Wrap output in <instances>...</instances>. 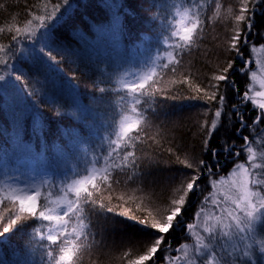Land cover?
Here are the masks:
<instances>
[{"label":"trees","instance_id":"1","mask_svg":"<svg viewBox=\"0 0 264 264\" xmlns=\"http://www.w3.org/2000/svg\"><path fill=\"white\" fill-rule=\"evenodd\" d=\"M44 3L45 0H0V29H3L0 31V44L11 45L8 29L14 32L16 27L22 28L32 14H43ZM52 3L61 7L48 22L46 31L49 33L48 43L52 54L56 57L52 63L58 68L52 76L58 86L63 87L42 94L40 84L32 79L30 65L14 61L17 74L24 77L17 87L24 89L25 98L21 102H14V96L7 99L0 97V160L7 158L8 174L19 176L20 184H25V181L28 185L39 183L45 179L41 174L47 172L46 190L55 197L64 183L77 175H84L85 169L90 167V164H85L84 152L79 145L88 146L89 160L95 155L103 164L111 151L105 137L115 139L121 117L129 114L127 104L121 100L122 96H126L122 86L134 76L146 73L149 65L157 69L155 79L159 83L155 87L163 90L158 93L160 104L156 105L160 108L159 119H153L152 125L145 128L146 135L141 134L144 143L137 146L138 155L147 154L160 161L159 166L151 167L146 172L149 180L163 185L169 178L190 176L192 170L178 162V159L185 157L196 162L204 159L213 168L214 175H208L209 178L223 177L237 163H245L247 153L241 149L244 136H249V144L258 154V163L262 162L259 154L264 150V131H261L264 124L244 128L237 133L240 127L237 117L233 115L230 120H225L222 116L217 128L209 135L215 111L219 108L226 114L231 111L232 104L220 105L218 98L209 100L208 97L216 90L211 87L217 83L212 80L213 74H220V69L227 66L228 60H234L236 69H248L250 48L264 45V6L249 13L254 27L246 29V46L242 47L243 57L240 58L230 50L231 36L237 27H244L240 23L236 27L233 21L235 16L232 13L238 12L239 0H68L67 3L65 0H48V12L52 10ZM177 4L183 7L174 6ZM197 6L202 20L197 40L190 47L185 46L183 51L176 49L175 45L180 41L172 34L187 23V20H181L179 13L183 8L196 10ZM107 26L115 33L114 37L103 34L102 30ZM40 46L42 44L39 43L36 47ZM68 49L79 50L81 55H66ZM118 52L125 59L123 64ZM170 52L181 61L176 65L175 73L162 68V64L168 62ZM0 74H4L2 70ZM229 79L235 86L218 82L219 91L225 92L232 103L239 104L237 111L252 125L260 110L248 101L241 102L236 95L237 88L241 93L248 90V71H231ZM173 80L178 83H172ZM99 88L105 91L100 93ZM33 91H36V96H31ZM13 92L18 95L15 88ZM74 101L80 104L82 111L76 110ZM34 119L38 120L39 128L35 127ZM75 138H78L79 145L73 155L65 158L66 145L71 148ZM205 140H210L207 151ZM19 143L29 145L32 154H44L47 165L38 166L28 162L22 164L18 171L15 170L18 161L30 159L26 154H20ZM226 147H230L231 151H226ZM139 148L146 149V153L140 152ZM213 148L217 150L215 157L211 156ZM64 164L66 167H63ZM205 174L198 181L203 191L198 196L196 193L190 194L182 222L166 234L168 244L164 246H167L171 257L177 255L176 248L180 245L190 243L188 230L181 227L194 222L199 203L208 195V178ZM255 178L264 179L260 175ZM124 179L126 177L122 176L121 180ZM6 180L7 177L0 170V187L4 186ZM153 190L157 194L162 192V188L156 185L149 193L117 186L113 196L127 192L125 199L128 196L133 199L127 206L113 199L111 205H120L119 211L131 208L140 217L138 205L144 199L151 198ZM108 195L104 193L105 200ZM168 199L170 201L171 197ZM157 207L163 208L162 205ZM148 211L152 209L148 208ZM96 214L105 216L115 224V228L103 245L93 244L91 252L82 256V264H126L128 257L124 256L125 252L133 259L135 255L142 254L138 246L134 251L128 242L136 243L154 235L153 230L124 217L112 213ZM36 228L47 231V227L40 222L29 221L23 230L16 229L0 238V261H7L8 264L21 261L24 264H46L49 258L46 250L39 247V238L34 233ZM121 241L125 242V246H121ZM167 252L157 254L159 258L156 264H164ZM258 264H264V259L259 260Z\"/></svg>","mask_w":264,"mask_h":264},{"label":"snow or ice","instance_id":"2","mask_svg":"<svg viewBox=\"0 0 264 264\" xmlns=\"http://www.w3.org/2000/svg\"><path fill=\"white\" fill-rule=\"evenodd\" d=\"M67 2L68 0H65V3ZM239 3V14L235 15V20L244 27H237L235 34L231 36L230 50L234 51L237 57L242 58V47L246 46L245 37L248 35L246 29L254 27L252 15L249 13L264 6V0H260L259 3L257 0H239ZM174 6L183 7L180 4ZM51 7V12H48V0H45L43 14H32L31 19L22 28L16 27L14 32L11 28L8 29L11 45L0 44V70L4 72L0 74V97L7 99L11 90L15 88L18 95L14 97V102H21L25 98L24 89L17 87L24 77L15 71L14 61L30 65L32 79L40 84L39 91L42 94H48L63 87L58 86L56 79L52 76L54 70L58 68L52 63L56 57L52 54V48L48 43L49 33L46 31L48 22L56 16L61 6L52 3ZM179 15L181 20H187V23L182 24L180 30L172 35L180 41L175 48L183 51L185 46L190 47L196 42L202 20L199 6L196 10L183 8ZM37 43L42 46L37 48ZM252 51L255 52V48ZM65 54L77 57L81 55L79 50L72 49H68ZM180 63L181 61L174 53L170 52L168 62L163 63L162 68L171 69L175 73L176 65ZM248 70L245 67L236 69L234 60L230 59L227 61V66L220 69V74H213L212 80L217 83L212 84L211 87L216 90L212 91L208 99L217 100L218 98L220 105L231 103L232 109L226 114L219 108L215 111L209 135L217 128V122L222 116L225 120H230L233 115L237 117L240 124L237 133L244 128L264 124V80L259 82L262 90L248 89L241 93L240 89H236V95L240 97L241 102L248 101L260 110L252 121V125H249L243 114L237 111L239 104L232 103L225 92L219 91L218 82H227L230 86H235L229 79L231 71L245 73ZM156 75L157 69L152 67L137 79L123 84L122 90L126 96H122L121 100L127 104L126 111L129 114L121 117L115 139L105 137L111 151L108 152L103 164L95 155H92L91 160L88 159L89 148L86 144L79 145L78 138H75L71 148L68 144L66 145V151L63 153L65 158L73 155L79 145L84 152V162L90 164V167L85 169L84 175H77L64 183L55 197L46 190L47 179L30 185L25 181L26 186L20 187L19 176L8 174L7 158L0 160V170L7 177L4 186L0 187V238L13 233L16 229L23 230L29 221L40 222L47 227V231L36 228L34 233L39 238L37 241L39 247L46 250L49 258L46 264H82V256L91 252L93 244L103 245L104 240L115 228L114 223L96 213H112L154 232V235L136 243L128 242L134 251L138 246L142 254L135 255L133 259L128 252H125L124 256L128 257L126 264H146V262L156 264L159 258L157 254L168 251L164 247L168 244L166 234L182 222L183 210L189 203L190 194L197 190L203 191L198 183L201 175L205 172L209 176L214 175L212 166L204 159L196 162L185 157L182 160L178 159V162L192 170L190 176L181 175L179 179L169 178L163 185H158V182L146 177L145 174L149 168L160 164V161L153 156L137 154L138 144L144 143L141 134L146 135L145 128L152 125L153 119H159L160 108L156 105L160 104L158 93L163 90L155 87L159 83L155 79ZM252 78L256 79V72H252ZM172 83L178 82L173 80ZM93 88L96 90L95 84ZM98 91L103 93L105 89L99 88ZM36 95V91L31 93V96ZM74 103L76 110L82 111L80 104L76 101ZM242 139L244 144L241 145V149L247 153V165L245 163L235 165L233 178L229 182L231 191L228 194H222L223 200L229 203L230 207L220 208L221 215L215 216L206 214V205H202L201 211L196 214L201 218V223L186 225L191 237L194 238L191 245H180L179 251L182 255L165 256L164 264L169 262L176 264V261L182 264H258L259 260L264 259V231H261L264 229V179L255 178L257 175L264 177V150L259 154L262 162L258 163L257 152L250 146L249 136H244ZM209 143L210 140L204 141L205 151L208 150ZM18 148L30 159L18 161L15 170L18 171L22 164L28 162L38 166L47 165L44 154H32L29 145L19 143ZM225 150L230 152L231 148L226 147ZM139 151L146 153L144 148H139ZM216 155L217 150L211 149V156ZM122 176L126 179L121 180ZM222 179L223 177L213 179L211 187L216 188ZM7 181H16V183ZM154 185L161 187L162 192L157 194L156 191H151V198L144 199L143 203L138 205L140 217H137L131 208L119 211L120 205L115 207L111 205L113 199L123 202L124 206L133 199L131 196L125 199L127 192L113 196L112 193L116 191L117 186L131 187L134 192L149 193ZM105 192L109 193L106 200ZM204 200L206 202L211 200L213 205L219 203L215 197L211 196H205ZM157 205H162V210ZM148 208L152 211H148ZM121 246H125L124 241H121ZM0 264H8V262L0 261ZM18 264H24V262L21 261Z\"/></svg>","mask_w":264,"mask_h":264},{"label":"rangeland","instance_id":"3","mask_svg":"<svg viewBox=\"0 0 264 264\" xmlns=\"http://www.w3.org/2000/svg\"><path fill=\"white\" fill-rule=\"evenodd\" d=\"M257 2L259 3L260 0H257ZM232 14L234 16H235V14H239V9H238V12L235 11ZM227 19H229V18H227ZM233 21H234V23H235V25L237 27V25H238L239 22H237L235 20V17L233 18ZM102 32L107 37H114L115 36V33H113V31H110V29H109L108 26L105 27L102 30ZM235 32H234V34H235ZM26 43H35V42H26ZM38 44L39 43H37L36 46ZM253 48H255V52L252 51ZM114 50H116V49H114ZM250 51H251V53H250V62H249V67H248V69H249L248 70V77H249L248 89H251L253 91L262 90V89H260L259 82H260V80H264V45L251 47L250 48ZM119 60L121 61V63L125 61V59L123 58V55L121 53H119ZM14 64L16 65V68H17V64L16 63H14ZM149 66H150V68L154 67V66H151V65H149ZM16 68H15V71L17 70ZM252 72H256V79L255 80H253V78H252ZM137 78L138 77L134 76V79H137ZM134 79H131V80L126 81V82H130V81H132ZM249 95H251V91H249ZM10 96L11 97L12 96H14V97L16 96V94L13 92V89H12V92L10 93ZM35 120L36 119H34V125H35V127L39 128L38 120H36V121ZM20 154L21 155H25V153H23V152H20ZM257 156H258V154H257ZM257 162H258V159H257ZM237 164H239V163H237ZM245 164L247 165V157H246V160H245ZM63 167H66V165L64 164ZM234 170H235V166H234V168L230 172L227 173V175L223 176V179L220 181L219 184H217L216 188H212L211 187L213 178H209L208 175L205 174V176H207V178H208L207 186L209 187L208 195H205V196L215 197L218 200L219 203L217 205H213L211 203V200H209V201L206 202L204 200V198H203V201H201L199 203V205H198V211H197V213L201 211V206L202 205H206V208H205V213L206 214L210 213V214L215 215V216L221 215L220 208H222V207H230V204L227 203V202H225L223 200V195L222 194H228V193H230L231 189H230V186H229V182L233 178V172H234ZM41 176H42V178H45V179L48 180V177L47 176H49V174L47 172H43L41 174ZM215 179H220V177L215 178ZM13 183H16V181H13ZM19 186L20 187H25L26 185L22 182ZM199 192H200V190H197L195 192L197 196H198V193ZM193 223L194 224H200L201 223V218L196 215V218L194 219V222ZM182 228H184V230H187V227H183L182 226L181 229ZM187 236H188V238H190L189 245H191V243L194 240V238L191 237V234L190 233ZM164 247L166 248L167 246H164ZM176 252H177V255L174 256V257H177V256L182 255V252L179 251V247L176 248ZM174 254H176V253H174ZM169 255H171V254L168 251L167 254H166V256H169ZM169 264H171V262H169ZM176 264H182V262L176 261Z\"/></svg>","mask_w":264,"mask_h":264}]
</instances>
